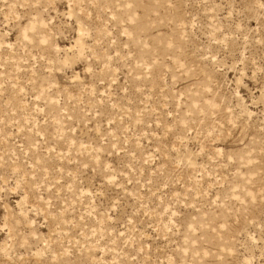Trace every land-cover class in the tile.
I'll use <instances>...</instances> for the list:
<instances>
[{"label":"rangeland","instance_id":"1","mask_svg":"<svg viewBox=\"0 0 264 264\" xmlns=\"http://www.w3.org/2000/svg\"><path fill=\"white\" fill-rule=\"evenodd\" d=\"M0 264H264V0H0Z\"/></svg>","mask_w":264,"mask_h":264}]
</instances>
